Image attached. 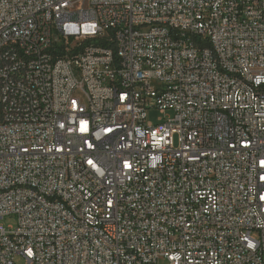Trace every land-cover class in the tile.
I'll list each match as a JSON object with an SVG mask.
<instances>
[{"label":"built area","instance_id":"2783aa9c","mask_svg":"<svg viewBox=\"0 0 264 264\" xmlns=\"http://www.w3.org/2000/svg\"><path fill=\"white\" fill-rule=\"evenodd\" d=\"M0 264H264V0H0Z\"/></svg>","mask_w":264,"mask_h":264},{"label":"rangeland","instance_id":"374dc122","mask_svg":"<svg viewBox=\"0 0 264 264\" xmlns=\"http://www.w3.org/2000/svg\"><path fill=\"white\" fill-rule=\"evenodd\" d=\"M163 115L160 113L159 110H151L148 114V121L153 124H160L162 122ZM1 224L6 229H10V227H15L17 224V219L14 216L6 217ZM21 259H18L20 261Z\"/></svg>","mask_w":264,"mask_h":264},{"label":"snow or ice","instance_id":"6c2138e0","mask_svg":"<svg viewBox=\"0 0 264 264\" xmlns=\"http://www.w3.org/2000/svg\"><path fill=\"white\" fill-rule=\"evenodd\" d=\"M82 130H86V129H82Z\"/></svg>","mask_w":264,"mask_h":264}]
</instances>
